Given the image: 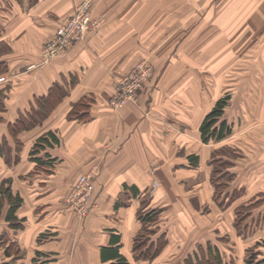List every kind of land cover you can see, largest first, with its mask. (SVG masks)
I'll list each match as a JSON object with an SVG mask.
<instances>
[{"label":"crops","instance_id":"0c3cea01","mask_svg":"<svg viewBox=\"0 0 264 264\" xmlns=\"http://www.w3.org/2000/svg\"><path fill=\"white\" fill-rule=\"evenodd\" d=\"M79 1L0 0V75L10 78L0 84V185L11 179L22 197L15 221L4 198L0 264H184L210 248L228 264H248L253 250L264 264V0H235L230 19L221 12L203 83L195 69L180 82L178 67L163 70L151 55L155 77L118 110L116 79L148 56L133 44L149 42V0H93L101 25L36 67ZM222 99L224 135L205 141L201 124ZM92 168L96 205L82 217L65 199ZM157 209L151 242L164 235L166 244L149 259L135 245L140 217Z\"/></svg>","mask_w":264,"mask_h":264},{"label":"rangeland","instance_id":"374dc122","mask_svg":"<svg viewBox=\"0 0 264 264\" xmlns=\"http://www.w3.org/2000/svg\"><path fill=\"white\" fill-rule=\"evenodd\" d=\"M161 1L163 2L162 12L154 11L160 6L159 2H153L151 0L147 1V5L149 6V10H148L149 17L147 19L148 25L146 29H147L149 42L142 44H135V43L133 44V46L137 45V49H139L140 45L142 49L146 46L147 54L150 57L143 55L142 57L137 59L136 62L132 65V67L128 70V72L125 75L116 79L115 87L122 80V78H124L127 74L132 72V70L139 64H143L145 68H148L150 74L146 82L137 89L136 96L134 99H129L123 105L115 107L111 104L110 100L112 96L110 97L109 104L115 110L123 108L129 102L137 103L140 90L147 83L152 81V79L155 77V74L159 66L158 67L156 66L155 62L151 58V55L152 56L158 55L159 58H162L161 59L162 62L158 65H160V67H162L163 70L166 68V66H171L172 65L171 63H173L174 67H178L179 68L178 75L176 77L179 79L180 82H187L188 80L193 78L192 73L195 69V72L200 73V74H196L197 77L196 80L200 78L199 82L203 83L204 74L202 73L204 72L207 64L210 62V60L205 59V50L207 48L208 50H216L219 47L217 37H214L216 35H211V34L214 33L216 34V30H218L219 28L220 14L221 12L227 13L228 19H230L232 18L233 13H235L234 10L235 0H161ZM150 5L152 6L150 7ZM92 6H93L92 17L93 19H95L96 22L98 21V24L95 27H91L85 33L84 37L81 40H83L86 37V35L90 30L98 28L101 25V20H103L101 19L102 17L99 16L96 17L94 15L93 0H92ZM152 9L154 10L151 11ZM223 17L225 18V16ZM206 20L208 22V25H206L205 23ZM144 29L145 28L143 27L141 28L142 31ZM210 30L212 31L209 33ZM205 33L209 34L208 37L209 40L206 43L204 42V38H203V35ZM71 48H69L68 50H70ZM41 49H42V59L41 62H39L37 65L34 64L36 67L41 63L43 64L47 63L51 61L53 58L61 55L58 54L50 59H46L43 52V46ZM68 50H66V52ZM215 78L218 79V75L212 76L213 80ZM9 80H10L9 76L0 75V84L7 83ZM213 137L219 139L215 136ZM95 180H96V175H95ZM168 183L170 182L168 181ZM181 185L182 187L180 193L181 195H185L187 197L188 195L187 186H184L183 182H181ZM168 188L170 190L172 189L170 186ZM182 205L184 206V208L187 209L186 201ZM195 206H197V204ZM199 209L202 208L199 207ZM165 211L169 212L171 210L165 208ZM199 213L203 214V212H199ZM252 252H254V254L256 255V251L251 250L247 254V256H250ZM178 257H180V255H177V252L172 253V255L168 256L169 259L172 258L175 259Z\"/></svg>","mask_w":264,"mask_h":264},{"label":"built area","instance_id":"2783aa9c","mask_svg":"<svg viewBox=\"0 0 264 264\" xmlns=\"http://www.w3.org/2000/svg\"><path fill=\"white\" fill-rule=\"evenodd\" d=\"M92 0H82L76 4L72 15L59 24L53 36L43 45L46 59L63 54L76 42H79L85 33L98 24L92 17ZM150 71L143 64L137 65L132 72L127 74L115 87L111 97V104L115 107L123 105L129 99H134L137 89L146 82ZM96 169L81 174L72 184L66 199L67 209L75 211L85 217L94 209L93 195L95 191ZM158 182H156V185Z\"/></svg>","mask_w":264,"mask_h":264},{"label":"trees","instance_id":"16d2710c","mask_svg":"<svg viewBox=\"0 0 264 264\" xmlns=\"http://www.w3.org/2000/svg\"><path fill=\"white\" fill-rule=\"evenodd\" d=\"M224 101L219 100L217 102V105L213 109L211 113H209L205 120L201 124V133L202 137L205 141H208L211 136H215L217 138H220L223 136V131H219L218 127L216 126L217 121L219 120L220 116L222 115V107L224 105ZM82 106V102L79 101L73 105V109L70 113V116H79V110ZM81 115V114H80ZM83 116V115H82ZM49 136H52V139H55L53 134H49ZM49 142L48 137H41L37 146H40L39 143H46ZM11 179H5L0 185V214L1 210L4 205V198L7 197L8 201L10 203V208L8 211L7 219L9 221H15L16 217L14 216V213L16 209L21 205L22 203V197L19 195H14L12 188H11ZM159 212L160 210H153L150 211L144 215H142L140 218L143 221V231L141 235L137 237L136 242V248H140L142 255L145 254L146 258L152 259L155 256L159 255L162 251L163 247L166 244L165 236H159L157 244H154L151 242L152 236L156 233V228L153 226V223H155L159 218ZM147 247L145 248L144 246ZM264 245V242L262 243ZM143 248L145 250H143ZM204 249H201L200 252H196L195 256L190 255L185 258L184 264H228L225 263L222 257V254L219 249H213L210 248L207 250V254L205 255V258L202 256L204 253ZM256 255L253 253L250 254V256L247 257L248 264H260L261 261L255 262Z\"/></svg>","mask_w":264,"mask_h":264}]
</instances>
